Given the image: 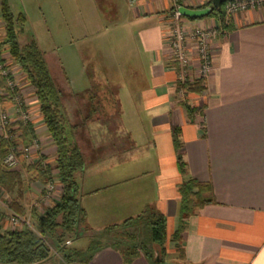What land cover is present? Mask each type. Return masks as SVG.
I'll list each match as a JSON object with an SVG mask.
<instances>
[{
    "label": "crops",
    "instance_id": "1",
    "mask_svg": "<svg viewBox=\"0 0 264 264\" xmlns=\"http://www.w3.org/2000/svg\"><path fill=\"white\" fill-rule=\"evenodd\" d=\"M128 1V24L133 28L128 47L115 58H104L101 67V74L114 80L110 88L116 91L120 115L106 125L95 120L74 128L83 156L91 155L75 175L86 224L99 218L115 224L152 205L166 216L170 236L178 226V185L189 177L210 184L214 202L186 220L180 242L183 255L178 256L172 243L164 263L264 264V7L236 13L229 31L212 40L211 70L204 92L191 98L196 111L189 117L184 107L189 101L180 100L168 61L165 30L171 1ZM207 1L187 0L183 6L202 8ZM194 22L207 26L213 19ZM121 59L126 61L121 64ZM95 68L86 65L88 80V74L95 76ZM19 84L29 114L36 117L38 147L31 153L35 159L42 154L51 163L55 148L32 90ZM72 95L82 97L83 92ZM62 104L69 124H80L83 118L75 105ZM0 108L17 115L11 100ZM174 132L186 164L184 175L177 166ZM142 148L145 163L137 165L132 161ZM42 188L33 182L30 194L40 197ZM85 264L125 263L117 251L106 247ZM130 264L148 261L139 256Z\"/></svg>",
    "mask_w": 264,
    "mask_h": 264
},
{
    "label": "trees",
    "instance_id": "2",
    "mask_svg": "<svg viewBox=\"0 0 264 264\" xmlns=\"http://www.w3.org/2000/svg\"><path fill=\"white\" fill-rule=\"evenodd\" d=\"M226 2L221 5L218 11L213 9L209 15L197 20L211 18L216 22H222L224 19L223 6ZM210 5L211 0L202 8ZM0 17L3 22V32H0V65L6 63L3 55L8 53L9 65L16 68L7 76L0 73V89L4 91V97L13 98L19 90L21 93L22 87L18 84L17 78H14L17 87L14 92H11L6 83L7 78L13 79L17 74L22 76L23 85L32 90L40 120L55 148L51 163L47 162L46 157L40 154L36 160L28 164L20 155L22 167L8 168L3 162L7 153L10 150L17 148L21 150L25 146H30L36 134L35 122L30 119V115L28 120L18 118L14 122L6 124L4 128L6 137H0V187L10 198L7 199L9 208L17 213L23 212L27 207L25 193L28 192L24 189L29 190L30 184L35 181L45 183L51 180L53 178L52 171L55 170L54 176L62 188L59 198L53 200V203L47 206L44 211L38 212L35 209L29 211L34 221L33 230L26 226L18 230L0 227V264H43L51 257L50 249L44 243L43 238L48 237L55 242L57 251L63 252L65 249L63 248L64 239L88 234L90 239L85 248L70 249L62 254L64 264L74 262L85 264L98 250L106 247L117 251L125 264H130L139 256L146 258L148 264H165L164 257L169 252L168 247L171 243L177 252L180 249V256L183 255L180 242L186 220L196 210L214 202L210 184L189 177L180 182L178 185V226L170 236L167 234L166 216L152 205H147L139 214L127 217L120 223L105 226L98 234L89 233L75 180L76 173L85 166V159L74 139V128L85 127L87 118H83L80 124H69L62 104L63 93L48 71L44 53L35 40L25 44L19 43L20 29L18 26L24 23V15L19 13L14 16L8 0H0ZM187 19L193 20L194 18L187 17ZM222 27L228 32L231 24H223ZM1 70H6V68H0ZM88 77L90 87L82 97L87 98L90 103L89 113L95 115V111H99L100 113H96L101 115V118L94 120L103 125L109 124L120 115L121 111L115 93L113 94V90L108 86L103 89L95 84L92 74H88ZM178 86L181 85L177 82V88ZM182 87L186 89L187 93L200 95L205 90V83L203 79H199L182 85ZM82 97L78 95L75 99ZM184 107L189 117L196 111L186 102H184ZM27 109L28 106H20V112H25L24 110ZM173 142L177 152L178 170L184 175L186 164L180 152L181 143L177 132H174ZM24 173L28 177L27 180Z\"/></svg>",
    "mask_w": 264,
    "mask_h": 264
},
{
    "label": "rangeland",
    "instance_id": "3",
    "mask_svg": "<svg viewBox=\"0 0 264 264\" xmlns=\"http://www.w3.org/2000/svg\"><path fill=\"white\" fill-rule=\"evenodd\" d=\"M10 9L14 16H17L19 13H22L25 17V21L22 25L18 26L20 29L18 33V41L20 44H25L31 40H35L40 50L44 53V57L46 60V64L48 67V71L51 74L53 81L55 84L61 89L63 93L62 103H70V106L77 109V113L79 112L82 118L86 119V125L90 126L89 122L95 121L96 118H101V115H97L100 113L99 111H95V115L89 113L90 103L87 98H80L78 101H74L75 97H73L72 93H85L90 87L89 80L86 75V65H90L92 70H94V66L97 67L96 74L92 78L93 82L100 86V88H106L107 86H112L114 80L110 77V74H101L103 71L102 65L105 64L104 58H115L117 53L123 49V47H128V43L130 40V33H132V29L128 22L131 20L130 13L128 10L131 6L128 0H8ZM238 13V12H237ZM168 19L170 18L171 11L167 12ZM185 19V18H184ZM186 20L187 25L196 24L193 20ZM215 22L216 20L213 19ZM192 24H190V23ZM167 27L169 25H166ZM188 26V27H189ZM3 22L0 17V32L2 31ZM190 45V55L191 52H194V46L192 43ZM124 50V49H123ZM126 50V49H125ZM128 50V48H127ZM126 50V51H127ZM5 62L0 65V68H6V71L10 74L16 68H12L9 64V54L5 53L3 55ZM191 62L195 66L197 63L195 58L191 55ZM8 61V62H7ZM112 61V60H110ZM126 60L121 59V64ZM170 65L175 71V87L176 91L180 96V92L182 97L180 96V100L189 101L188 105H191V98L195 94L187 93L186 89L182 86H178L177 88V78H178V66L175 62H171ZM112 64V62H110ZM98 65V66H97ZM194 66L190 67V74L193 73ZM102 67V68H101ZM107 72L108 68L106 69ZM17 78L18 84L23 82L22 76L18 74L13 77V79ZM205 80V79H203ZM116 81V80H115ZM179 83V82H178ZM28 87V86H27ZM183 88V89H181ZM22 89V88H21ZM24 93V92H23ZM116 91L113 89V94ZM100 94V93H99ZM17 96V99L15 98ZM14 96V100L7 99L4 97V91L0 89V104L3 102H7V100H11L15 105V113L9 114L3 108H0V137L2 128L9 122H13V120H17L19 117L20 111L18 110V104L20 102L21 107L27 106V101L24 100L22 93L20 90L17 95ZM23 110V108H21ZM28 114L29 110H24ZM97 112V113H96ZM31 116V114H29ZM35 121L36 117L32 116L30 119ZM92 120V121H91ZM94 126H97L93 124ZM97 128V127H96ZM113 126L110 125L109 130ZM96 137H99L97 132H94ZM121 134V132H120ZM36 136V135H35ZM1 140V139H0ZM38 144L37 138H35ZM38 146H35V148ZM33 150V149H32ZM31 150V152H32ZM30 151V150H29ZM14 154L16 158L19 159L18 165L12 167L18 168L21 165V158L24 162L31 163L36 160L32 153L27 152V157L24 156L23 150L15 149ZM136 156V160L132 162L137 165H143L145 163L146 150L142 148L139 150ZM22 155V157H20ZM85 161H89L91 159L90 154H86L84 156ZM147 161V159H146ZM22 167V165H21ZM53 178L47 182L35 181L43 184V188L41 189L40 197H34L30 193V190H26L28 193H25V201L27 202V207L23 210V212H15L10 209L7 203L8 196L4 193L2 188L0 190L3 195V203L4 206L0 205V227L2 229H13L18 230L25 228L23 225H12L7 221V217L12 213L19 215L30 225V229H34L33 219L29 214L31 209H35L38 212L44 211V209L53 203V200L59 198L62 193L61 184L55 178V170L52 171ZM24 177L27 180V175L24 173ZM49 185H52L53 188L48 191L47 188ZM107 218H99L98 221L92 224H87L89 233L98 234L105 226L111 225L112 223H108ZM118 221L117 223H120ZM89 235V234H88ZM82 235L80 237L72 238V239H64L63 240V248L62 251H57V246L55 242L51 241L48 237L43 238L44 243L50 249V259L48 261L59 262V264H64V260L62 259V254L68 252V250H73L74 248L80 249L85 248L88 243L90 236ZM172 244V243H171ZM62 248V249H63ZM169 252L165 255L164 261L168 259L171 254V247H168ZM178 256H180V249H178Z\"/></svg>",
    "mask_w": 264,
    "mask_h": 264
},
{
    "label": "built area",
    "instance_id": "4",
    "mask_svg": "<svg viewBox=\"0 0 264 264\" xmlns=\"http://www.w3.org/2000/svg\"><path fill=\"white\" fill-rule=\"evenodd\" d=\"M172 3L170 18L168 19L167 29L165 30L166 35V46L168 59L171 62H175L178 66V82L180 85H185L191 83L195 80L205 79L212 66V54H211V42L215 38L222 37L226 34V30L222 25L230 24L232 16L237 12L246 11L250 9H257L264 7V0H230L227 1L224 6V19L221 22H215L207 25L201 26L199 24L187 25L184 17L178 12L179 4L183 6V3L187 0H170ZM209 2V0L207 1ZM173 8V9H172ZM170 11V10H169ZM190 23V22H189ZM223 23V24H222ZM192 24V23H190ZM189 26V27H188ZM194 46V52L191 55L195 58L196 65L194 66L191 62L190 55V44ZM194 66L193 73L190 74V67ZM0 73L3 76H7L9 73L6 70H1ZM7 86L11 92L15 91L17 83L12 78H7ZM183 89V88H181ZM182 92V91H181ZM180 92V96L182 97ZM15 96V95H14ZM13 96V100H14ZM17 99V96H15ZM20 102L18 104V110L20 111ZM20 118L22 120H28L29 114L27 112H20ZM4 127L1 131V136L6 137L4 128L6 126V121ZM38 146L37 141L34 139L30 146H25L21 148L24 152V156L27 157V152L30 154L32 148ZM30 150V151H29ZM14 150H10L4 157L3 162L8 168H12L19 163V159L16 158ZM53 188L49 185L47 190L50 191ZM0 205L4 206L3 195L0 190ZM7 221L12 225H23L30 227V225L21 218L19 215L12 213L7 217Z\"/></svg>",
    "mask_w": 264,
    "mask_h": 264
},
{
    "label": "water",
    "instance_id": "5",
    "mask_svg": "<svg viewBox=\"0 0 264 264\" xmlns=\"http://www.w3.org/2000/svg\"><path fill=\"white\" fill-rule=\"evenodd\" d=\"M226 1L230 0H211V5L202 9H189L184 6H180L178 7V12L184 17L198 19L209 15L213 9L218 11L221 5Z\"/></svg>",
    "mask_w": 264,
    "mask_h": 264
}]
</instances>
